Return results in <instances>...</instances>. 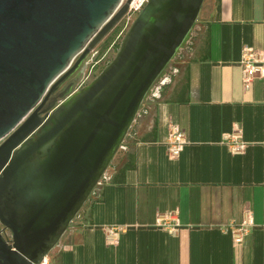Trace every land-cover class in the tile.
Listing matches in <instances>:
<instances>
[{
	"label": "crops",
	"instance_id": "crops-1",
	"mask_svg": "<svg viewBox=\"0 0 264 264\" xmlns=\"http://www.w3.org/2000/svg\"><path fill=\"white\" fill-rule=\"evenodd\" d=\"M205 3L180 72L47 264H264V76L243 80L247 53L264 61V0ZM173 127L188 139L174 159ZM236 129L246 143L240 153L223 140ZM248 215L253 223L236 242L231 228ZM110 227L123 228L111 243Z\"/></svg>",
	"mask_w": 264,
	"mask_h": 264
},
{
	"label": "water",
	"instance_id": "water-1",
	"mask_svg": "<svg viewBox=\"0 0 264 264\" xmlns=\"http://www.w3.org/2000/svg\"><path fill=\"white\" fill-rule=\"evenodd\" d=\"M130 1L0 0V264H41L57 246L205 2L149 0L101 73L46 105Z\"/></svg>",
	"mask_w": 264,
	"mask_h": 264
},
{
	"label": "built area",
	"instance_id": "built-area-1",
	"mask_svg": "<svg viewBox=\"0 0 264 264\" xmlns=\"http://www.w3.org/2000/svg\"><path fill=\"white\" fill-rule=\"evenodd\" d=\"M127 0H123L125 3ZM149 0H131L129 4V9L126 14L122 17L119 22V32L117 38L113 42L112 46L115 47L118 44V39L125 37L126 33L132 26L133 22L143 10L145 5L148 3ZM195 28L191 30L188 34L182 45L179 47L171 61L168 63L166 68L163 70L161 75L156 79V81L152 84L150 89L148 90L135 118L131 125L129 132L126 135L124 142L122 143L120 149H126L127 145L126 142L129 137L134 136V127L136 123L149 112L150 104L156 102L158 99L162 97L163 90L165 86L173 81L175 75L180 72V66L185 60L187 53L193 50L195 45ZM97 63V62H96ZM96 63L85 71L81 80L77 83L74 91L80 90L81 88L88 85L96 75L93 72V68L96 66ZM255 76H264V61L256 58L254 53H247V56L243 59V80L246 84L252 82ZM235 130V133L225 134L224 141L230 146L231 150L235 153L243 152L246 143L241 141L240 134ZM188 143V139L184 130L180 129L179 127H173L168 138V146H169V156L170 158L174 159L180 156L183 148ZM111 178L110 173L108 170L103 174V176L98 181L97 185L93 189L91 196L98 194L101 191V187L104 185L106 181ZM173 216V213H167L163 217H161V223L167 224L169 218ZM251 216L248 215L240 224L234 225L231 228L233 233V237L236 242L243 241L245 234L249 231V227L252 225ZM122 227H110L107 230V241L108 242H115L118 238L119 232L122 230ZM171 229H175V226H172ZM9 238L11 236H8ZM41 264H47V260L45 259L44 262Z\"/></svg>",
	"mask_w": 264,
	"mask_h": 264
},
{
	"label": "rangeland",
	"instance_id": "rangeland-1",
	"mask_svg": "<svg viewBox=\"0 0 264 264\" xmlns=\"http://www.w3.org/2000/svg\"><path fill=\"white\" fill-rule=\"evenodd\" d=\"M206 5L207 4L204 2L200 16H199V20L201 19V15H203L204 13V6L206 7ZM118 32H119V24L90 53V55L88 56L84 64L85 65L84 68L86 70L88 69V67L92 66V64L94 65L97 62L96 66L93 68V72L97 76L101 73V71L106 66V64L112 61V59L117 54L115 50L116 46L113 47L112 44L117 38ZM123 38L118 39V44L122 43ZM8 236H11V233L9 231H8Z\"/></svg>",
	"mask_w": 264,
	"mask_h": 264
},
{
	"label": "flooded vegetation",
	"instance_id": "flooded-vegetation-1",
	"mask_svg": "<svg viewBox=\"0 0 264 264\" xmlns=\"http://www.w3.org/2000/svg\"><path fill=\"white\" fill-rule=\"evenodd\" d=\"M85 65H83V67L78 70L73 76H71L57 91L55 94H53L49 100L47 101L46 105L49 104L54 98L58 97L59 94L61 92H63L66 88L68 87H73L75 88L77 83L81 80V78L83 77L84 73H85V68H84ZM45 105V106H46ZM0 228L2 229L3 226L0 225ZM5 235L8 237V230L5 231Z\"/></svg>",
	"mask_w": 264,
	"mask_h": 264
},
{
	"label": "trees",
	"instance_id": "trees-1",
	"mask_svg": "<svg viewBox=\"0 0 264 264\" xmlns=\"http://www.w3.org/2000/svg\"><path fill=\"white\" fill-rule=\"evenodd\" d=\"M197 22H198V21H197ZM197 22H196V24H197ZM196 24H195V25H196ZM195 25H194V27H195ZM120 46H121V43H120V44H118V45H116V48H115V50H116V53L118 52V50H119ZM113 59H114V58H113ZM113 59H112V60H113ZM109 63H110V62H109ZM109 63H107V64H106V66H107ZM106 66H105V67H106ZM105 67H104V68H105ZM104 68H103V69H104ZM89 198H90V197H89Z\"/></svg>",
	"mask_w": 264,
	"mask_h": 264
}]
</instances>
